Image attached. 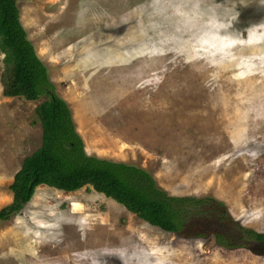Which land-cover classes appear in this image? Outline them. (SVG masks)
<instances>
[{
  "label": "rangeland",
  "instance_id": "374dc122",
  "mask_svg": "<svg viewBox=\"0 0 264 264\" xmlns=\"http://www.w3.org/2000/svg\"><path fill=\"white\" fill-rule=\"evenodd\" d=\"M18 5L89 155L141 166L171 195L213 196L264 232V0ZM39 102L0 80V209L41 145ZM251 246L176 236L87 186L40 185L0 221V264H264Z\"/></svg>",
  "mask_w": 264,
  "mask_h": 264
},
{
  "label": "trees",
  "instance_id": "16d2710c",
  "mask_svg": "<svg viewBox=\"0 0 264 264\" xmlns=\"http://www.w3.org/2000/svg\"><path fill=\"white\" fill-rule=\"evenodd\" d=\"M3 93L40 101L41 145L24 158L10 184L12 202L0 221L21 213L40 185L73 192L83 187L103 193L149 224L185 238H209L227 248L264 245V232L243 227L213 196L171 195L150 171L136 164L89 155L68 102L56 91L50 71L21 19L18 0H0Z\"/></svg>",
  "mask_w": 264,
  "mask_h": 264
}]
</instances>
